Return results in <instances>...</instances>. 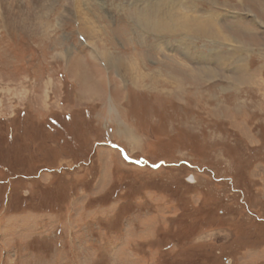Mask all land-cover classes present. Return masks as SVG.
<instances>
[{"label": "rangeland", "instance_id": "rangeland-1", "mask_svg": "<svg viewBox=\"0 0 264 264\" xmlns=\"http://www.w3.org/2000/svg\"><path fill=\"white\" fill-rule=\"evenodd\" d=\"M72 1L0 0V264H264V0Z\"/></svg>", "mask_w": 264, "mask_h": 264}, {"label": "bare ground", "instance_id": "bare-ground-1", "mask_svg": "<svg viewBox=\"0 0 264 264\" xmlns=\"http://www.w3.org/2000/svg\"><path fill=\"white\" fill-rule=\"evenodd\" d=\"M68 1H70V0H68ZM85 0H73L72 1V3H74V5H75V9H73V10H71V12L72 13H74L75 14V17H77V18H80V16L82 15L81 14V10L79 11V6H81V4H85V3H82V2H84ZM86 2H88V1H86ZM153 3V2H152ZM173 3V2H172ZM89 5V4H88ZM154 5V4H153ZM173 5V4H172ZM155 6V5H154ZM166 7H167V5H166ZM162 8V7H161ZM172 8V7H171ZM70 12V11H69ZM141 13V12H140ZM141 15V14H140ZM164 15H165V13H164ZM186 15V14H185ZM67 16V15H66ZM177 16V15H176ZM187 16V15H186ZM173 17V16H172ZM195 17V16H194ZM167 18V17H166ZM187 18V17H186ZM69 19V18H68ZM75 20V19H74ZM80 20H82V19H80ZM140 20V19H139ZM188 20H189V18H188ZM78 21V20H77ZM86 21V20H85ZM155 23H157V22H155ZM80 24V23H79ZM145 24V23H144ZM191 24V23H190ZM198 25V24H197ZM196 25V26H197ZM169 28V27H168ZM184 28V27H183ZM204 28V27H203ZM172 29H174V28H172ZM178 29V28H177ZM188 29V28H187ZM190 29V28H189ZM202 29V28H201ZM103 31V30H102ZM144 31V30H143ZM181 31H182V29H181ZM208 31V30H207ZM172 32V31H171ZM183 32V31H182ZM143 33V32H142ZM188 33V32H187ZM161 35V34H160ZM184 35V34H183ZM91 38V37H90ZM91 40V39H90ZM90 42V41H89ZM97 43V42H96ZM94 44V43H93ZM92 46V45H91ZM98 52H99V50H98ZM102 52V51H101ZM67 54H68V52H67ZM100 54V53H99Z\"/></svg>", "mask_w": 264, "mask_h": 264}]
</instances>
